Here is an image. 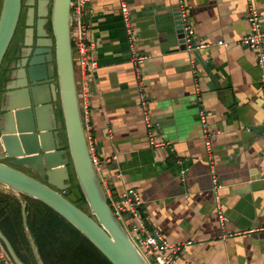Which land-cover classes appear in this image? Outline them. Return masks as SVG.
<instances>
[{
  "label": "crops",
  "instance_id": "1",
  "mask_svg": "<svg viewBox=\"0 0 264 264\" xmlns=\"http://www.w3.org/2000/svg\"><path fill=\"white\" fill-rule=\"evenodd\" d=\"M183 2L194 40L203 45L194 51L181 47ZM127 3L136 35L134 51L145 57L141 74L151 98L154 138L170 147L150 143L120 0H88L85 20L91 24L88 38L97 66L85 74L79 69L76 82L80 103L89 104L93 153L100 161L97 172L106 195L116 199L135 190L145 201L150 230L160 231L173 245L191 241L176 264H264V105L256 53L241 43L250 32L246 1ZM254 3L264 25V0ZM5 77L6 72L2 85ZM201 110L207 114V130L216 133L209 153ZM181 160L187 168L184 182ZM211 161L222 184L221 209ZM25 204L27 228L21 202L0 190L3 233L25 264H38L26 229L44 264L57 263L64 251L58 239H64L63 224L55 221L57 240L51 249L40 228L49 215L45 204L31 198ZM219 211L226 216L224 225ZM83 245L92 256L78 258V247L69 264H108L88 243Z\"/></svg>",
  "mask_w": 264,
  "mask_h": 264
},
{
  "label": "water",
  "instance_id": "2",
  "mask_svg": "<svg viewBox=\"0 0 264 264\" xmlns=\"http://www.w3.org/2000/svg\"><path fill=\"white\" fill-rule=\"evenodd\" d=\"M72 0H31V18L6 64L0 93V190L59 213L112 264H147L114 215L94 165L77 90L71 30ZM22 0H3L0 67L13 40ZM183 49H188L180 30ZM195 54V52H194ZM77 180L90 213L66 192ZM140 210H142L140 208ZM148 225L145 212H142ZM38 264H44L28 229ZM0 240L15 264H25L0 227Z\"/></svg>",
  "mask_w": 264,
  "mask_h": 264
},
{
  "label": "built area",
  "instance_id": "3",
  "mask_svg": "<svg viewBox=\"0 0 264 264\" xmlns=\"http://www.w3.org/2000/svg\"><path fill=\"white\" fill-rule=\"evenodd\" d=\"M245 1L247 3V20L250 25V32L242 38L241 43L251 48L256 53L257 65L261 73L260 85L264 105V25L262 22V16L258 8L256 7L254 0ZM87 2L88 0H72L71 2L73 59L75 64V59L77 58L79 69H82L83 74H85L87 71L95 69L97 66V62L93 57L94 44L91 43L88 38L91 24L90 22H87L85 20ZM120 9L124 25L127 29L130 48L132 50L131 57L135 67V73L138 78L137 92L140 97V106L144 113V119L150 138V143L152 147L169 148V143L157 142L154 138L155 124L149 112L151 98L147 93V89L144 85L141 74V67L145 57L137 55L134 51L136 35L134 33L132 18L130 17V8L127 0H120ZM180 14L184 21L183 30L188 50L194 51L195 49L202 47L203 45L196 44L194 40V29L191 25H189V23H187V9L184 2L180 5ZM218 43L226 44L223 41H220ZM191 65L194 68V72H196V62L193 57L191 58ZM80 108L85 132L87 135L88 145L92 154L94 165L97 169L100 161L99 158H97V156H95L93 153L94 142L90 132V112L87 100L83 102V104H80ZM200 115L202 124L206 131L204 137L207 151L209 153L212 152V140L216 137V133H212L207 130V114L205 110H201ZM262 123L264 125V120ZM211 162L213 189L216 192V203L218 204L217 206L219 209H221L218 190L222 187V184L220 183L215 163L213 161ZM180 164H183V160L180 161ZM186 174L187 168H184V166L182 165L180 169V178L182 182L186 180ZM108 203L114 215L121 223L130 240L139 250L147 264H176L178 258L180 257V251L182 250V248H184L187 244L192 243L191 241H189L183 245H173L168 242V240L160 231L150 230L148 228V225L145 223L144 217L142 216V212H144L145 201L142 200V198L133 189L125 192L123 195L116 199H112L110 196V198H108ZM140 208L142 210H140ZM219 217L222 224L224 225L226 216L223 214V211H219ZM2 244L3 243H1L0 240V264H15L8 251L2 246Z\"/></svg>",
  "mask_w": 264,
  "mask_h": 264
},
{
  "label": "trees",
  "instance_id": "4",
  "mask_svg": "<svg viewBox=\"0 0 264 264\" xmlns=\"http://www.w3.org/2000/svg\"><path fill=\"white\" fill-rule=\"evenodd\" d=\"M81 191V190H80ZM81 199L85 200V196L83 192L81 191L80 194ZM46 210L49 212V215L47 214L43 220L41 221L40 228L43 231V235L46 237V243L47 246H52L51 249H54L55 242L57 240L56 237V226L57 223L55 221L57 220L59 224H63L64 226V239H61V235L59 236L60 246L64 247L63 253H61L58 257L57 263L55 264H69V258L72 255V252L78 248L79 250L74 253L75 256L78 258L84 259L91 257L92 252L84 247V243H88L92 248L97 250L98 254L102 256L105 261L108 264H112L106 256L103 255V253L88 239L86 238L75 226H73L70 222H68L64 217H62L59 213L51 209L49 206L44 205ZM60 230V226H59ZM80 241V244L77 242ZM56 257V255L54 256Z\"/></svg>",
  "mask_w": 264,
  "mask_h": 264
},
{
  "label": "flooded vegetation",
  "instance_id": "5",
  "mask_svg": "<svg viewBox=\"0 0 264 264\" xmlns=\"http://www.w3.org/2000/svg\"><path fill=\"white\" fill-rule=\"evenodd\" d=\"M30 2H31V0H22V6H21V13H20L19 22H18L16 31H15V34H14L13 40H12L8 50H7L6 56L3 59V63L1 65V67H0V80H2V75L6 72V70L4 72V68H5L4 65H5V62L8 60L12 49L15 47V43L17 41V38H18L19 34L22 33V31H24L26 29V23L28 22L29 18H31V16H30L31 7L29 6ZM2 89H3V85L1 84V81H0V93L2 92ZM74 181H72V186L66 192L67 196H68V192L73 188ZM89 213H90V211H89Z\"/></svg>",
  "mask_w": 264,
  "mask_h": 264
},
{
  "label": "rangeland",
  "instance_id": "6",
  "mask_svg": "<svg viewBox=\"0 0 264 264\" xmlns=\"http://www.w3.org/2000/svg\"><path fill=\"white\" fill-rule=\"evenodd\" d=\"M3 0H0V6L2 5ZM2 8V7H1ZM76 62V76H78V72H79V65L77 63V58L75 59ZM80 89V88H79ZM81 104V103H80ZM81 188L79 186L78 181L75 179L74 183H73V188L68 192V196L66 193V196L76 205L80 206L81 208L85 209L86 211H90L89 205L87 203V201L81 199L80 194H81Z\"/></svg>",
  "mask_w": 264,
  "mask_h": 264
}]
</instances>
